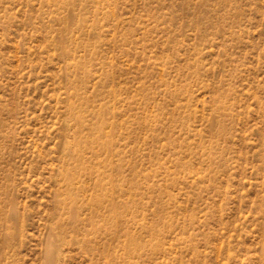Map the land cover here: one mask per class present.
Here are the masks:
<instances>
[{"label": "rangeland", "instance_id": "obj_1", "mask_svg": "<svg viewBox=\"0 0 264 264\" xmlns=\"http://www.w3.org/2000/svg\"><path fill=\"white\" fill-rule=\"evenodd\" d=\"M0 264H264V0H0Z\"/></svg>", "mask_w": 264, "mask_h": 264}]
</instances>
